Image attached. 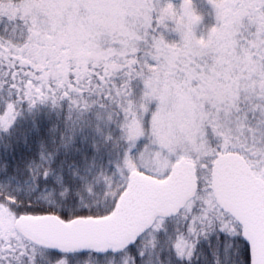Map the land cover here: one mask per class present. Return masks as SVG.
I'll return each instance as SVG.
<instances>
[{"label": "snow or ice", "instance_id": "obj_1", "mask_svg": "<svg viewBox=\"0 0 264 264\" xmlns=\"http://www.w3.org/2000/svg\"><path fill=\"white\" fill-rule=\"evenodd\" d=\"M210 2L0 0V264H264V0Z\"/></svg>", "mask_w": 264, "mask_h": 264}, {"label": "trees", "instance_id": "obj_2", "mask_svg": "<svg viewBox=\"0 0 264 264\" xmlns=\"http://www.w3.org/2000/svg\"><path fill=\"white\" fill-rule=\"evenodd\" d=\"M170 2V0H165V3ZM176 5L178 6V3H176ZM175 23L172 21H166V27L161 28L160 29V35L163 36L164 40L166 43L168 44H181L182 41H180L181 39L176 37L175 35H168V32H173V33H178L177 31H175ZM212 27H215L214 25ZM195 36L200 39V38H206L207 34H208V29L204 26H202V28L194 33ZM27 126V125H26ZM53 125L48 124L47 121H45L42 125L37 123L35 125H33L32 127V132L30 133V135L33 137L34 142L39 145L41 139L43 137L48 136V134L53 130ZM82 135V133H81ZM25 147L29 148V151H31V148L28 145H25ZM118 159V157H117ZM117 159H113V160H106L105 164L107 165L108 168H112L115 167V164L117 162Z\"/></svg>", "mask_w": 264, "mask_h": 264}, {"label": "rangeland", "instance_id": "obj_3", "mask_svg": "<svg viewBox=\"0 0 264 264\" xmlns=\"http://www.w3.org/2000/svg\"><path fill=\"white\" fill-rule=\"evenodd\" d=\"M170 2L178 11L181 10L183 0H170ZM176 3H178V6ZM193 4L197 15L201 17L200 23L194 27V33L198 32L202 26L206 27L209 33L211 28H213V25L217 26L216 11L213 4L210 2V0H193ZM168 35H175L181 39L180 41H182V35L179 32L177 34L168 32ZM208 88L210 92L217 93L218 91L222 90L223 86L220 85L218 81H213L210 78Z\"/></svg>", "mask_w": 264, "mask_h": 264}]
</instances>
